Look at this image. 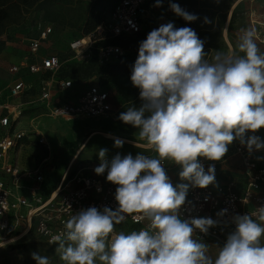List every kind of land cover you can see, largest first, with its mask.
Here are the masks:
<instances>
[{
    "label": "clouds",
    "instance_id": "1",
    "mask_svg": "<svg viewBox=\"0 0 264 264\" xmlns=\"http://www.w3.org/2000/svg\"><path fill=\"white\" fill-rule=\"evenodd\" d=\"M161 4L156 0L157 7ZM170 8L186 21L198 18L176 3ZM237 48L242 55L216 51L209 61L195 30L172 22L140 42L130 79L142 104L118 118L137 128L139 139L155 155L117 154L109 163L107 149L99 150L101 163L94 171H107L118 206H91L64 222L63 231L49 241L58 245L63 264H264V206L231 217L235 227L214 257L195 233L207 234L221 220L181 216L190 186L216 184L214 164L205 170L198 158L219 162L234 141L250 153L264 149L255 135L264 128V51L254 28L240 30ZM123 143L117 138L114 146ZM166 161L180 166L179 177L186 183L173 186ZM226 213L222 209L216 215ZM129 216L144 226L116 232ZM32 258L36 264H50L35 252Z\"/></svg>",
    "mask_w": 264,
    "mask_h": 264
},
{
    "label": "built area",
    "instance_id": "2",
    "mask_svg": "<svg viewBox=\"0 0 264 264\" xmlns=\"http://www.w3.org/2000/svg\"><path fill=\"white\" fill-rule=\"evenodd\" d=\"M158 20L156 0H119L108 21L89 35L86 43L78 40L70 48L78 57L86 54L84 58L89 59L98 46L95 61L101 70L119 63L125 56L115 40L137 35L151 23L159 24ZM258 24L259 29L254 28L257 42L264 49V21ZM52 33L51 27H44L36 37L21 41L25 52L9 68L10 80L0 88V225L3 226L0 237H24L33 232L48 246L57 245L49 241L63 231L64 222L79 210L91 206L115 210L118 206L116 186L107 181V171L104 178L82 171L72 175L70 165L57 187L47 191L42 168L24 169L10 161L12 153L27 140L49 146L42 128L43 119L97 121L113 117L112 96L105 87L76 84L64 76L65 67L59 56L43 50L42 44ZM104 42L107 43L100 47ZM255 135L264 141V128ZM231 147L239 163L240 177L218 180L225 170V161L198 158L205 170L214 164L218 181L204 189L190 186L187 202L181 209L183 218L208 216L221 220L207 234L199 230L195 233L197 240L217 249L235 227L230 223L232 216L252 213L264 206V149L250 153L239 141H234ZM164 167L169 168L167 162ZM182 182L186 183L180 179L175 185ZM222 209H227V213L218 218L216 214ZM143 226L129 216L115 230L127 233Z\"/></svg>",
    "mask_w": 264,
    "mask_h": 264
},
{
    "label": "rangeland",
    "instance_id": "3",
    "mask_svg": "<svg viewBox=\"0 0 264 264\" xmlns=\"http://www.w3.org/2000/svg\"><path fill=\"white\" fill-rule=\"evenodd\" d=\"M172 1L185 11H188L187 9L199 10L202 12L200 17L203 18L202 21L205 22L207 18L208 22L205 23L213 24L211 35L215 44L213 50L205 57L209 61L215 56L216 51L242 55L237 48L240 30L243 28L259 29V16L264 14V0H190L194 2L193 4L192 2L187 4L185 0ZM115 2L116 0H41L34 6L25 7L19 0H8L9 19L0 28V41L4 44V50L0 54V88L10 80L9 68L25 52V47L21 41L29 37H36L41 29L48 26L53 29V33L42 44L43 50L49 54L58 55L64 63L66 73L73 74V72L79 71V74L76 75L77 79H72L76 84H101L102 73L95 61L98 46L92 51L89 59L84 58L86 54L78 57L70 47L73 42L78 40H83V43L87 42V37H83V31L93 12V7L99 8L96 15H99L100 19L106 20L110 7ZM229 6L231 9L227 11L226 24L221 29H216L214 27L215 22L220 21ZM102 9L105 12H102ZM234 12H236V16L231 22ZM161 15L162 18L158 20L159 24L152 25V30L169 22L177 27L176 20L180 16H177L166 2L161 7ZM152 30L143 32L139 36L121 40L120 46L125 55L138 56L140 42L146 39L147 34ZM106 43H101L99 46L101 47ZM258 46L264 51L259 44ZM128 48H135L136 53L132 54ZM124 82L125 79H122L105 87L113 95V117L97 121L47 119L42 128L46 129L43 132L49 146L27 140L12 153L10 161L18 163L24 169L40 167L48 180L51 179V176L52 180H56L62 172L64 173L69 168L77 149L84 140V136H87L85 133L92 130L99 133H96L97 137L91 141L77 162L72 165L70 172L72 175H75V172L79 170L100 163L98 153L102 148L110 151L106 153L107 156L105 157L108 160L113 159L117 154L121 157L128 154L133 157L137 154L154 156L155 153L147 142L139 139L138 129L130 124H125L118 118L120 113L125 112L127 108L131 106L138 108L142 104V101L125 104L121 100L116 88ZM105 134L123 139V146L115 147V141L105 139ZM90 152L97 156L88 159ZM226 155L223 158L225 170L218 176V180L232 176L240 177L239 163L234 157L232 147L229 148ZM1 165L2 161L0 160V167ZM168 165L169 168L166 173L174 185L180 178L179 172L182 169L175 164L168 163ZM85 172L89 173L90 170H85ZM33 252L48 257L50 264H63V261L59 259L58 245H46L33 232L24 237H0V264H36L32 258ZM217 252L216 247H209V254L213 257Z\"/></svg>",
    "mask_w": 264,
    "mask_h": 264
},
{
    "label": "trees",
    "instance_id": "4",
    "mask_svg": "<svg viewBox=\"0 0 264 264\" xmlns=\"http://www.w3.org/2000/svg\"><path fill=\"white\" fill-rule=\"evenodd\" d=\"M19 1L21 2L22 5L26 7V6H34L35 4L39 3L41 0H19ZM118 1L119 0H116V2L110 7V11L108 13V17L106 20L100 19L99 15H96V13L99 12V8L95 6L93 7V12L89 18V21L84 27L83 37H88L89 35L93 34L99 26L103 25L104 23L108 21ZM185 1H187V4L188 2H192L190 0H185ZM164 2L170 5V3H172L173 1L172 0H162L161 6L158 7V17L159 18H162L161 7L163 6ZM7 3H8V0H0V28L3 27L5 21L9 19V10L7 7ZM193 3L194 2H192V4ZM230 9H231V6L227 7L225 15H223L220 21L215 22L214 27L216 29H221L226 24V21L228 18L227 11ZM187 10H188L187 12H189L190 14H194L199 18L196 19L195 21L189 22V21L184 20L182 17H180L178 20H176V24H177L176 28L190 27L193 30H195L197 35H199L200 39L204 42V52L206 54H209V52L213 50L214 44H215L213 36L211 35L213 24L212 23L206 24L205 22H203L202 21L203 18H200L202 16V12H200L199 10H195V11L194 9H190V10L187 9ZM102 12H105V10L102 9ZM235 16H236V12L233 13L231 17V22L234 20ZM152 25L156 26V24L151 23L149 27H147L141 33L134 35V36H139L143 34V32H148L149 30H152L153 28ZM130 37H133V36H130ZM126 38H129V37L119 38L115 40L114 42L118 45H121L120 41ZM3 50H4V44L2 41H0V54L3 52ZM128 50H130L132 54L136 53L135 48H128ZM137 57L138 56H134V55H129V56L125 55L124 58L119 63L109 65L108 67L101 69L102 76H101L100 85L103 87H106V85L108 84L115 83L119 80L125 79V82L116 88V92L118 96L121 98V100L125 104H132V103L141 101L140 96H139V89L133 86L131 79H130L132 68L134 66V63ZM78 74H79V71L73 72V74H69V73H66L64 70V76L66 78L70 77L71 79H77L76 75Z\"/></svg>",
    "mask_w": 264,
    "mask_h": 264
},
{
    "label": "crops",
    "instance_id": "5",
    "mask_svg": "<svg viewBox=\"0 0 264 264\" xmlns=\"http://www.w3.org/2000/svg\"><path fill=\"white\" fill-rule=\"evenodd\" d=\"M260 17V22L262 23L263 21H264V14H262V15H260L259 16ZM258 17V18H259ZM112 96V100H113V95H111ZM112 103H113V101H112ZM48 119V118H47ZM47 119H43L42 120V126H43V123H44V121L45 120H47ZM77 121H79V120H77ZM85 121H90V120H85ZM44 131H46V129H43ZM96 133H99L98 131H96V130H92V131H90L89 133H85L87 136H84V140H83V142L80 144V146H79V148L77 149V151H76V153H75V155H74V157H73V160H72V162H71V166L73 165V164H75L76 162H77V160H78V158H80V156H81V154L84 152V150L86 149V148H88V146L90 145V143H91V141L94 139V138H96L97 137V134ZM94 134H96V135H94ZM106 139V138H105ZM107 140H109V139H107ZM110 141H112V140H110ZM125 141H127V140H125ZM110 151L109 150H107V153H109ZM146 155V154H145ZM94 156H97L95 153H93V152H90L89 154H88V159H91L92 157H94ZM107 156V155H106ZM107 161H108V159H106ZM110 160H112V159H110ZM101 163V162H100ZM100 163H98L96 166H95V164H93L90 168H85V169H82V170H79V171H77V172H75V173H78V172H80V171H82L84 174H86V175H89V176H93V177H97V178H104V174H102V175H97L96 173H95V171H94V167H98L99 165H100ZM70 167V166H69ZM85 170L86 171H88V170H90V172L89 173H87V172H85ZM168 170V169H167ZM67 171V170H66ZM65 171V172H66ZM65 172L63 173H61L60 175H59V177L56 179V180H52V176H51V179L50 180H48V178H46V183H45V186H44V189L45 190H47V191H52V190H54L56 187H57V185L59 184V182H60V180H61V178L63 177V175L65 174ZM50 175V174H49ZM180 180V178L178 179V181ZM178 181H176V183L178 182ZM24 183H26L27 185H29L30 183L29 182H24ZM175 183V184H176ZM175 184L173 185V186H175Z\"/></svg>",
    "mask_w": 264,
    "mask_h": 264
},
{
    "label": "bare ground",
    "instance_id": "6",
    "mask_svg": "<svg viewBox=\"0 0 264 264\" xmlns=\"http://www.w3.org/2000/svg\"><path fill=\"white\" fill-rule=\"evenodd\" d=\"M86 41H87V39H86ZM94 135H96V134H94ZM105 138L109 139V140H112V141H115V139H117L118 137H116L114 135H111V134H105ZM119 139H121V138H119Z\"/></svg>",
    "mask_w": 264,
    "mask_h": 264
}]
</instances>
